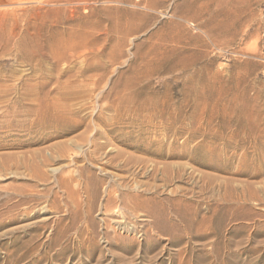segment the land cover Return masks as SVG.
<instances>
[{"label": "rangeland", "instance_id": "1", "mask_svg": "<svg viewBox=\"0 0 264 264\" xmlns=\"http://www.w3.org/2000/svg\"><path fill=\"white\" fill-rule=\"evenodd\" d=\"M0 102V264H264V0H0Z\"/></svg>", "mask_w": 264, "mask_h": 264}, {"label": "bare ground", "instance_id": "2", "mask_svg": "<svg viewBox=\"0 0 264 264\" xmlns=\"http://www.w3.org/2000/svg\"><path fill=\"white\" fill-rule=\"evenodd\" d=\"M3 100H1V102H2ZM0 102V103H1ZM33 102V101H32ZM11 103V102H10ZM15 108V107H14ZM6 115H1L0 117V119H3V120H1L0 121V123H5V124H8L9 125V123H11V121H15L14 123H22V122H27V120L25 121L24 119H23V121H18L17 120V118L16 117H18V115H15V112L14 111H12V114L10 115V113L9 112H7L6 111ZM8 116H9V119H11V120H8L7 118H8ZM21 118H27V115H25V116H22ZM95 146H97V145H95ZM99 147V146H98ZM101 147V146H100ZM102 148V147H101ZM117 157V156H116ZM142 160V159H141ZM150 161V160H149ZM153 161V160H152ZM142 163V162H141ZM146 164V163H145ZM144 164V165H145ZM150 164V163H149ZM147 165V164H146ZM145 167V166H144ZM151 167V166H150ZM152 169L151 170H149L148 171V173L150 174V175H154V173L156 172V171H158V167H156L154 164H153V166L151 167ZM169 169V168H168ZM164 170H167V168L165 169L164 168ZM163 170V171H164ZM171 172V171H170ZM178 172V171H177ZM163 174H164V172H163ZM168 175V174H167ZM176 177V176H175ZM162 178V177H161ZM170 181V180H169ZM92 183V182H91ZM97 186V185H96ZM94 195H96V192L94 191ZM155 221H154V225L157 227V229H159L158 228V226H157V224H158V220H156V217H155V219H154ZM106 226V225H105ZM106 231H107V229H106ZM110 231V230H109ZM106 233V232H105ZM102 236V235H101ZM67 239V238H66ZM101 242V241H100ZM61 244H62V242H61ZM59 245V244H58ZM61 246V245H60Z\"/></svg>", "mask_w": 264, "mask_h": 264}]
</instances>
